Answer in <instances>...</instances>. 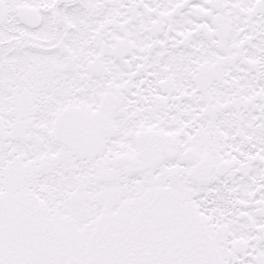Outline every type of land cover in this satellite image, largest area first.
I'll return each mask as SVG.
<instances>
[{
  "label": "snow or ice",
  "instance_id": "obj_1",
  "mask_svg": "<svg viewBox=\"0 0 264 264\" xmlns=\"http://www.w3.org/2000/svg\"><path fill=\"white\" fill-rule=\"evenodd\" d=\"M0 264H264V0H0Z\"/></svg>",
  "mask_w": 264,
  "mask_h": 264
}]
</instances>
